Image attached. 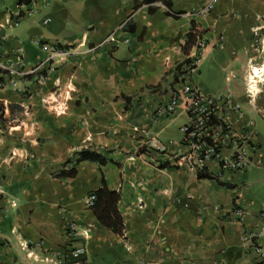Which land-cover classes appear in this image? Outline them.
I'll use <instances>...</instances> for the list:
<instances>
[{
  "label": "crops",
  "instance_id": "0c3cea01",
  "mask_svg": "<svg viewBox=\"0 0 264 264\" xmlns=\"http://www.w3.org/2000/svg\"><path fill=\"white\" fill-rule=\"evenodd\" d=\"M135 1L0 0L4 60L20 50L27 64H38L46 55L40 40L81 44L29 94L0 89V264H50L41 258L71 245L85 246L91 264H264L245 237L257 232L253 240L264 249V0H218L209 12L210 0H170L179 17L161 3L134 8ZM32 8V16L21 14ZM194 26L206 42L200 53L198 36L183 48ZM112 33L118 43L105 42ZM193 54L200 62L190 73ZM190 77L203 93L230 94L225 114L236 135H250L247 170L222 171L209 160L214 178H200L182 159L183 106L156 111ZM57 94L63 114L53 111ZM151 138L167 150L151 148ZM82 151L106 161L69 163ZM104 184L120 193L124 235L86 204ZM236 205L246 210L242 221ZM73 222L81 238L71 242Z\"/></svg>",
  "mask_w": 264,
  "mask_h": 264
},
{
  "label": "built area",
  "instance_id": "2783aa9c",
  "mask_svg": "<svg viewBox=\"0 0 264 264\" xmlns=\"http://www.w3.org/2000/svg\"><path fill=\"white\" fill-rule=\"evenodd\" d=\"M218 0H210L203 8V11H211ZM23 6V5H21ZM35 9L22 11L24 16H32ZM19 18L15 19L14 25H18ZM197 34V51L203 52L206 47L205 40L200 36L197 28L194 29ZM105 42H119L112 33L106 37ZM46 49L45 57L36 65H29L20 50L17 51L15 61L8 62L3 59L0 54V89L10 87L13 90L25 95L31 92L33 84H40L47 80L49 73L57 68L59 63L73 55L78 51L81 45L68 46L56 40H40L38 42ZM1 46V40H0ZM185 66L187 71L192 73L195 71L200 62L199 55H188ZM255 73V72H254ZM264 80V78H263ZM248 88L247 93L252 101V95L257 92L253 79ZM53 111L57 114H63L67 110L66 102L59 101V94L54 99H51ZM182 105L185 110L188 120L181 126L183 133V144L186 147L182 159L193 170H206V164L209 160H217L221 165L222 171H245L254 164L253 159L249 156L245 146L249 144V133L244 132L236 135L234 126L231 120L226 116L225 111L231 105V96L225 92L215 94L203 93L192 77L184 80L180 89L174 90L167 104L157 109V114H173L178 106ZM239 111V108L236 107ZM151 148L158 152H165L167 146L160 142L157 138H151L149 141ZM254 148V147H253ZM255 149V148H254ZM226 151H228L226 153ZM15 156L13 152L10 159ZM5 195L3 180L0 177V198ZM96 195L91 193L86 204L91 208L94 204ZM15 206V202L10 203ZM187 205V204H186ZM233 213L240 221L244 219L246 210L236 205ZM260 215L264 221V205L261 207ZM67 236L71 242L81 238L80 227L76 223H71L67 227ZM257 232H251L245 235L251 242V247L255 250L259 257L264 258V249L254 242ZM23 249L28 251V255L32 256L33 251H30L28 244H22ZM42 261L50 264H91L87 257V249L85 246H72L68 250L59 249L56 252L45 254ZM141 264H147L142 262Z\"/></svg>",
  "mask_w": 264,
  "mask_h": 264
},
{
  "label": "trees",
  "instance_id": "16d2710c",
  "mask_svg": "<svg viewBox=\"0 0 264 264\" xmlns=\"http://www.w3.org/2000/svg\"><path fill=\"white\" fill-rule=\"evenodd\" d=\"M32 0H19V4H27L30 3ZM161 3L166 7V12L169 15H172L174 17H179L183 13L182 12H175L172 9L171 1L170 0H136L134 8H138L139 6L143 4H148L152 6L153 4ZM152 9V7H150ZM195 26L189 32L188 39L186 43L184 44V50L185 52H188L189 49L195 44L197 34L195 33ZM186 61H188L186 59ZM84 159H93L98 160L101 163H105L106 159L99 153L91 152V151H82L79 155V157L75 159H70L69 163L74 161L76 164ZM198 177L200 178H214V175L208 172L207 170L203 171H197L194 170ZM76 172L75 168L69 170L67 173L68 175H74ZM96 195V199L94 200V204L91 207L100 220V222L107 227L109 230L113 231L114 233L124 235V223L123 218L118 210V201L120 199V193L118 191H114L109 189L106 184H104L101 188L96 190L94 192Z\"/></svg>",
  "mask_w": 264,
  "mask_h": 264
},
{
  "label": "bare ground",
  "instance_id": "6f19581e",
  "mask_svg": "<svg viewBox=\"0 0 264 264\" xmlns=\"http://www.w3.org/2000/svg\"><path fill=\"white\" fill-rule=\"evenodd\" d=\"M258 73V72H257ZM257 76H258V74H257Z\"/></svg>",
  "mask_w": 264,
  "mask_h": 264
}]
</instances>
